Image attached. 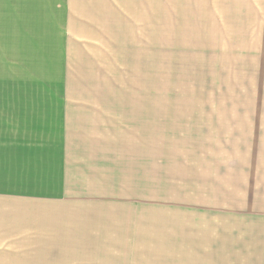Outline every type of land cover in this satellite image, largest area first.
Returning <instances> with one entry per match:
<instances>
[{
  "label": "rangeland",
  "instance_id": "obj_1",
  "mask_svg": "<svg viewBox=\"0 0 264 264\" xmlns=\"http://www.w3.org/2000/svg\"><path fill=\"white\" fill-rule=\"evenodd\" d=\"M118 4L115 26L72 28L68 53L40 61L50 98L84 101L94 112L84 132L98 135L88 147L103 160V177L72 194L116 212L109 218L125 213L137 229L119 236L134 244L129 252L81 253L96 257L89 262L189 264L207 245L251 242L264 208V0ZM117 171L112 184L108 172ZM35 207L49 213L48 204L30 205L10 223H79ZM3 220L0 264H64L74 254L62 247L43 261L14 252Z\"/></svg>",
  "mask_w": 264,
  "mask_h": 264
},
{
  "label": "crops",
  "instance_id": "obj_2",
  "mask_svg": "<svg viewBox=\"0 0 264 264\" xmlns=\"http://www.w3.org/2000/svg\"><path fill=\"white\" fill-rule=\"evenodd\" d=\"M120 13L118 0H0V204L7 211L0 214L1 232L16 238L10 240L14 252H36L35 260L51 261L49 253L63 247L74 252L64 264H134L118 258L89 262L96 258L89 252L131 251L134 244L119 236L137 229L125 225V213L118 210L117 219L109 218L116 212L89 206L87 197L72 194L73 188L82 195L84 188L99 187L103 177V160L88 147L97 144L98 135L84 132L94 112L84 101L50 98L48 77L40 72V61L62 54L56 49L64 50L68 37L78 33L73 29L115 26ZM118 176V171L115 177L108 172V181L119 183ZM38 203L50 205L49 213L35 207L41 216L71 213L79 223L72 228L43 226L34 219L10 223ZM262 216L251 242L220 245L221 250L210 244L199 253L193 249L195 260L189 264H264V208Z\"/></svg>",
  "mask_w": 264,
  "mask_h": 264
}]
</instances>
